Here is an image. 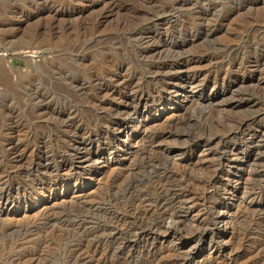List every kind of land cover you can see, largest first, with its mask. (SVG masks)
<instances>
[{
	"label": "rangeland",
	"instance_id": "rangeland-1",
	"mask_svg": "<svg viewBox=\"0 0 264 264\" xmlns=\"http://www.w3.org/2000/svg\"><path fill=\"white\" fill-rule=\"evenodd\" d=\"M159 1L164 2L166 0ZM112 2L117 4V9L96 29L95 35H92V21ZM143 9V3L137 0H0V133H21L22 135L30 133H49L50 135L80 133L85 126H91L98 121L93 105L86 98L91 96V88L88 87L84 91L86 96L82 92H75L72 89L66 91L62 88L63 77L54 75L52 71L54 68H60L67 75L66 78L69 77L77 82H82L85 79L86 82L89 68H94L96 72L97 68H100L103 58L106 57V59L124 64L130 72H141L142 61L136 55L133 39L128 37L126 32L137 27L140 22L138 13ZM205 11L209 16H207V22H210L212 27L220 25L226 17L222 22L223 24L210 36L200 35L198 38L189 40L179 53L180 57H188L201 51H208L217 55L218 58L194 65V70L199 75L201 74L200 79L205 76L208 77L205 89L201 91L200 88L195 90L182 88L170 97L163 95L166 98L164 106H153L152 103L147 104L146 107L145 105H138L137 108L142 113L149 112L145 119L138 115L130 121H115L112 114H103L104 126L115 128L129 122L126 138H128V144L131 146H127L126 153H118L113 159L109 156L99 159L96 162V174L92 179H90V174H80L74 177L75 180L79 177L81 187L86 188V191L89 192L87 200H94L99 203L97 210L88 212V216L96 225L111 224L110 222L113 221L116 214H125V207L129 201H132V198L129 199V197L138 194L139 191L151 198L155 197L154 187L151 186V175L144 170L143 160L153 156L147 151L148 138L153 132L164 129L167 117H191L192 122L182 126V130L197 136L205 135L204 137L213 138L226 135V132L233 128L234 122L253 113L254 107L260 105L262 107L259 106L257 109L259 111L264 110V78L258 73H251L250 68L245 72L231 73L230 70L227 72L229 62L232 63L238 58L245 62H251V60H256L259 54L264 53V0H191L190 3L179 7L174 12L172 16L174 28L181 30L185 27L184 29H187L188 33L194 35L200 28L196 25V17L200 13H206ZM165 27H158L161 29L159 31H163ZM152 30L155 31V28ZM64 32L69 33L72 40H92V43H95L94 46L92 45L85 50V57L81 56L80 62L75 64L71 62L67 57V52L63 49L59 51L57 56L51 50L46 49L53 47L52 45L58 46L63 43L62 40L65 42ZM96 35L101 38L99 42H97ZM178 36L179 34L176 35L175 42L181 41V37ZM227 44L236 46L237 50L224 53L222 48ZM42 45L46 48H43ZM30 47H34L37 49L35 51L42 53L40 58L37 56L32 58V62L28 56H25L27 53L22 49ZM102 47L108 50L101 52L100 48ZM43 49L45 51L42 52ZM24 58L26 59L23 60ZM245 65L251 66L248 63ZM263 67L262 69H264ZM217 73L219 76L216 78L217 80H214L213 74ZM139 85L144 89L146 88L144 80H141ZM237 94H246L255 106H252L253 108L250 106L221 111L217 104L220 101L223 103ZM40 96L47 97V101L42 103L47 106L46 111L42 110L46 114L42 116L40 115L42 112L40 113L37 107V99ZM69 109H73L74 113L70 117L66 115ZM67 118L72 119L71 122L75 123L79 130L72 132V130L69 131L62 126ZM137 125L140 128L143 127L145 132L143 133L140 128L137 129ZM252 132H255L253 134L257 136L255 137L256 142L252 145L244 144L243 137L240 135L228 139L227 149L229 150L234 146L240 151L239 160L235 161L230 168L225 167V170L231 169L230 172L233 177H239L248 170H264L262 164L254 163L257 159L264 157V150L256 149V146L264 143V114L247 129V133L252 134ZM123 139L120 138L119 142L123 143ZM53 144L51 142L50 146L52 145L54 149L52 147L50 149L59 148L57 147L59 146L58 143L57 146ZM166 144L162 143L159 146L160 148H167L170 145H176L175 148H178L181 142L176 143L169 140L168 145ZM219 149L220 145L218 146L216 141L211 144V160L214 162L211 170L219 168L218 165L221 164V160H218L219 153H221ZM95 151L96 149L93 150V153ZM188 153L191 151H187ZM241 158L243 159L240 160ZM93 159L98 158L93 155ZM172 159L170 161L175 162L173 167L188 164L186 158L179 156V153ZM188 167L186 169L192 175L200 176V171L193 165H188ZM120 172L123 177L118 174ZM74 178L67 180L71 184L74 182ZM27 179L24 178L25 181L20 180L23 182L22 188L26 189L23 198L21 197L22 192L16 196L19 198L13 205L0 209V264H86L79 257L80 254L85 253V255L92 257L95 248L99 252V259L106 261L105 264H155L152 255L149 256L145 250L146 248L149 249L150 242H135L132 234H136V230L129 232L121 226L120 228L124 230L119 236V240L113 241L101 237L100 233L94 232L90 228L85 231L83 227L80 230V227L77 228L76 225L72 224L76 215H85L82 210L78 209L80 206L74 204L78 194L76 195V190L72 185L61 184L58 189L51 192L42 193L36 190L34 192L30 191L32 183ZM263 181L264 179L261 181V179L255 178V182H248L249 186L247 185L246 188L248 191H250L249 189L263 190ZM210 201L211 206H224L229 217H233L230 224L225 225L223 222L215 221L209 217L206 222L207 231L186 225L179 241L172 238V235L166 236L163 241L162 236L159 235V241L164 243L167 247L166 250L172 247L171 244L178 243L183 256L190 261L188 264H264V224L258 218L264 214L263 206H261L263 203H250V205V201L248 199L242 200L240 194L237 197L226 199L212 194ZM51 205L56 208L66 207L54 212L64 215L65 221L63 223L62 221H52V224L46 226L43 221H37L42 209ZM32 221H37L36 226L28 225ZM11 225L15 226L9 228ZM20 227L21 230H19ZM27 227L34 230L32 232L27 231L30 235L25 233ZM94 235L98 238H95ZM129 235L131 236L129 237ZM20 236L24 237L23 241L26 242L24 246L27 249L25 250V247L22 246L19 254L12 255L8 247H11L10 245L14 241L23 238ZM126 240L132 242L130 246L124 245ZM156 245L159 246L158 243ZM21 251L26 254L21 253ZM169 253V251L164 253V263H170L172 260ZM33 257L35 258L33 259ZM9 258L13 259L9 260ZM29 258L33 261H29Z\"/></svg>",
	"mask_w": 264,
	"mask_h": 264
},
{
	"label": "bare ground",
	"instance_id": "bare-ground-1",
	"mask_svg": "<svg viewBox=\"0 0 264 264\" xmlns=\"http://www.w3.org/2000/svg\"><path fill=\"white\" fill-rule=\"evenodd\" d=\"M137 1H140V3H143L144 5V9L138 13L140 22L136 28L128 30L126 34L133 39L136 55L142 61L141 72H130L129 69H126L127 67H125L124 64L112 59H106V57L103 58L101 62L102 66L100 65V68H97L96 72L94 71V68L88 67L89 73L86 76V82L84 81L85 79L83 80L84 82H77L69 77L66 78L67 75L62 71L63 69L60 70V68H54L52 71L53 74L60 76V78L61 76L63 77L64 83L62 84V88L66 91L72 89L75 90V92H82V94L86 96V92L84 93V91H86L88 87L91 88L92 94L86 98L90 100V104L93 105L97 117L96 119L98 121L91 126H85V128L81 129L82 132L80 133H57V135H50L49 133H30L26 135H22L21 133H0V209L2 210V207L6 208L8 205H13L16 200L18 201L19 197L16 198V196L20 195L22 192L23 195L21 197L23 198L26 189L22 188L23 182L20 180H23L24 178H28L27 180H30L32 183L30 191L36 190L37 192L41 191L42 193L54 191L58 189L61 184L66 186L72 185L76 190V195L78 194L74 204L80 206L78 209L82 210L85 214L83 216L76 215L75 219H72V224L76 225L77 228L80 227L81 230V228L84 227L83 229H85V231L90 228L94 232L100 233L101 237L113 241L119 240V236L124 229L129 232L136 230V234H132L135 242H150L148 245L149 249L146 248L145 250L149 256L152 255L155 264H188L190 261L183 256L180 245L178 243L171 244L172 247L169 250H166L167 247L164 243L162 244L159 241V235L162 236L163 241L166 236L171 235L173 236L172 238L179 241L183 236L182 234L186 225L195 226L198 230L206 229L207 231L206 222L209 217L213 218L215 221H221L225 225L230 224L233 217H229L226 213L227 210H225L223 205L211 206L210 196L212 194H215L222 199L237 197L240 194L242 200L248 199L250 201L249 204L263 203L261 206H263L262 211L264 212V186L262 187L263 190L256 191L255 189H249L250 191H248L246 188L250 182H255V178L261 179L262 181V179H264V170H248L245 174L239 177H233L230 172L231 169L229 168L235 161L239 160L240 151L234 146L229 148V150L227 149V145H229L228 139L233 136H242L244 144L252 145L256 142L255 137L257 136L256 134H253L255 132H252V134L247 133V129L256 123V120L264 114V110L259 111V109H257L260 105L256 108L254 107L256 110L253 109V113L250 112L251 114L239 120L236 119L237 121L234 122L233 128L228 130L226 135L213 138L204 137L205 135L197 136L182 130V126L188 125L192 122L191 117H167L165 119L164 129L153 132L148 138V146L146 145L148 150L146 149L147 147H145V149L153 156L146 158L145 161L143 160L144 170L151 175V178L150 176L149 178L152 180L151 186L154 187L155 197L151 198L139 191L138 194L129 197V199L132 198V201L128 200L129 203L125 207V214H116L113 217V221L110 222L111 224L96 225V223H93L91 217L88 216V212L97 210L99 203L94 200H87L89 198V192L86 191V188L81 187L82 185L80 184L79 177L76 180L74 177L76 175L79 176L80 174H90V179H92L94 174H96V162L99 161V159H104L106 156L113 159L118 153H126L128 150L127 146H131L128 144V138H126V133L129 129V122L126 125L115 128L106 125L104 126L105 118L103 114H112L115 121H130L138 115H141V118L145 119L149 115V112L142 113L137 108L138 105H145L146 107L147 104L152 103L153 106H164L166 98L163 95H168V97H170V95L176 94L178 90L182 88H185L186 90H195L197 88H200L201 91L204 90L207 82L206 79L208 77L205 76L203 79H200L201 74L199 75V73L194 70V65H198L203 61L218 58L217 55H213L208 51H201L195 52V54L188 57H180L179 53L189 40L198 38L200 35L210 36L212 33L216 32L217 28L223 24L222 22L226 18L225 17L221 21L220 25L212 27L210 22H207V11H205L206 13L198 14L196 17V25L200 28L198 32H194L195 34L193 35V33H188L187 29H184L185 27L181 30H177L174 28L172 22L174 12H176L179 7L190 3L191 0H166L164 2H160L159 0ZM116 9L117 4L112 2L107 6V9L104 11L102 10V12L94 18L92 21L93 24L91 25L93 30V33H91L92 35H95L96 29ZM160 26L166 27L163 31H159L161 30L158 28ZM154 28L155 31L152 30ZM64 34L63 37L65 42L62 40L63 43H60L58 46L52 45L53 47L49 48L42 46L43 48L51 50L56 56L60 50H65L68 59L74 64L80 62L82 60L81 56L85 57V50L95 44L92 43V40H72L69 33L67 34L64 32ZM177 34H179V38L181 37L180 42H175ZM97 39V42L101 40L99 36H97ZM34 47L26 49L22 48L23 51L27 53L25 56H28L31 62L32 58L36 56L40 58L42 55L41 52L35 51L36 48ZM100 50L101 52H106L108 49L102 47ZM222 50L224 53H230L235 52L237 47L227 44ZM43 51H45V49H43L42 52ZM2 56L1 59H3ZM247 63L251 66H246L245 64ZM228 66L229 68L228 71L226 70L227 72H229V70L231 73L239 71L245 72L250 68L251 73H258L264 78V69H262L264 66V53L262 55L259 54L254 61L251 60V62H245L238 58V60H234L232 63L229 62ZM219 74H213L214 80H217L216 78ZM209 76H211V73H209ZM141 80L146 82L145 89L139 85ZM245 95L237 94L234 97H230L229 100H223V103L218 101L219 103L217 105L221 108V111L255 106L254 102L249 100L247 95ZM45 101H47V97L45 96H40L37 99V107L39 108L40 113L42 110H47V106H45L46 104H42ZM112 102H114V105ZM45 114V112H42L40 115L42 116ZM66 115L68 117L74 115L73 109H69L68 114ZM71 120L67 118L64 123L61 122L63 124L62 126L69 129V131L72 130V132H76L79 128H77L75 123L71 122ZM138 122L140 121L138 120ZM136 128L139 129V125H137ZM142 128L143 127L140 129L144 133L145 129ZM120 138H124L123 143L119 142ZM169 140L173 142L175 141L176 143L181 142V144H179L178 148H175L177 147L176 145L171 146L170 144L167 148H160L159 145L162 143H167L166 145H168ZM54 141L57 142L59 146H57V143ZM215 141L218 146L220 145L219 150L221 153H219L218 160H221V164L218 165L219 168L211 170V167L214 166V162L211 160V144H214ZM51 142L56 144L59 148L53 150L54 148L52 145L50 146ZM51 147L53 149H50ZM94 149H96V151L93 153ZM256 149L264 150V143L256 146ZM187 151H191V153L187 154ZM177 153H179V156L185 157L188 164L185 166L173 167L175 162L170 160H173L172 158L176 156ZM93 155L98 159L94 160ZM242 159L243 158L240 160ZM254 163H257V165L262 164L264 167V157L257 159ZM188 165H193V167L200 171V176L192 175L189 170L186 169ZM225 167H229L228 170H225ZM118 174L122 176L121 172ZM72 177L74 178V182L70 184V181L67 179H72ZM239 185H241V187H239ZM128 194L130 195V193ZM63 207L66 208L65 206H61V208ZM61 208H56L53 205L44 207L39 214V219L35 220L40 222L43 221L46 226L50 223L52 224V221H62L63 223V221H65V219H63L65 218L64 215L59 212L54 213ZM258 218L261 223L264 224V214H261ZM37 221H32V223H29L28 225L36 226L35 224ZM14 226L11 225L9 228H13ZM76 226L74 227L76 228ZM121 226L124 227V229H121ZM32 229L27 227L25 233L28 234L27 231H34ZM19 230H21V227ZM130 236L131 235H129V237ZM20 237L22 238L23 236ZM95 238L98 237L95 236ZM23 240L24 237L14 241L12 245H10L11 247H8V249L10 248L9 251L12 255L19 254L21 247H25L24 244L26 242ZM131 243V241L126 240L124 245L130 246ZM157 243L159 246L156 245ZM26 249L27 248L25 247V250ZM166 251L170 252V258H172V260L170 259V263H164V253H166ZM21 253L26 254L22 251ZM98 255L99 252L95 248L93 255H91L92 257L85 255V253L80 254L79 257L86 264H92L94 262L105 264L106 261H103L102 259L100 260ZM34 258L35 257H33V259ZM11 259L13 258H9V260ZM29 261H31L30 258Z\"/></svg>",
	"mask_w": 264,
	"mask_h": 264
}]
</instances>
